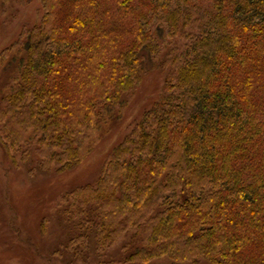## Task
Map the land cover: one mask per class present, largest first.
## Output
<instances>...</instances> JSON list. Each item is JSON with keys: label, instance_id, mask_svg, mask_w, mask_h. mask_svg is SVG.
<instances>
[{"label": "trees", "instance_id": "trees-1", "mask_svg": "<svg viewBox=\"0 0 264 264\" xmlns=\"http://www.w3.org/2000/svg\"><path fill=\"white\" fill-rule=\"evenodd\" d=\"M39 2L0 55L8 153L31 142L43 168L71 171L183 38L166 94L73 201L96 207L100 250L142 233L127 264H264V0Z\"/></svg>", "mask_w": 264, "mask_h": 264}, {"label": "rangeland", "instance_id": "rangeland-1", "mask_svg": "<svg viewBox=\"0 0 264 264\" xmlns=\"http://www.w3.org/2000/svg\"><path fill=\"white\" fill-rule=\"evenodd\" d=\"M42 16L39 0H9L1 5L0 55L18 43L26 29L38 25ZM184 43L183 38H177L161 51L159 62L165 66L144 74L140 85L123 96L125 105L118 118L102 126L93 151L71 171L58 174L55 165L43 168L31 142L8 153L5 123L0 121V264H127L128 256L141 247L142 233L124 231L100 250L96 207L81 206L72 194L97 185L113 150L161 101L173 74L166 64L173 55L169 49L181 51ZM6 63L0 66V112L14 68ZM150 264L171 261L164 257ZM198 264L207 263L201 259Z\"/></svg>", "mask_w": 264, "mask_h": 264}]
</instances>
